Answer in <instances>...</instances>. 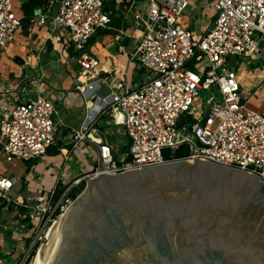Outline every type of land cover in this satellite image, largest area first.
Here are the masks:
<instances>
[{
    "label": "built area",
    "instance_id": "built-area-1",
    "mask_svg": "<svg viewBox=\"0 0 264 264\" xmlns=\"http://www.w3.org/2000/svg\"><path fill=\"white\" fill-rule=\"evenodd\" d=\"M43 1L31 25L46 27L79 53L73 92L85 116L71 130V148L63 156L65 164L74 161L77 168L66 182L58 181L40 200L24 206L37 222L27 248L10 264H25L36 235L65 214L87 180L98 176L99 163L113 175L202 160L256 175L264 185V112L246 107L252 94L237 80L239 66L264 57V0H194L206 1L216 13L199 37L180 24L190 0H142L137 5L126 0L128 13L143 23L129 53L142 72L132 89L85 53L96 31L111 27L114 13L105 9L106 0ZM14 9L13 0H0V55L22 28ZM203 59L202 75L189 68ZM23 84L25 80L0 83V150L7 164L40 159L56 145L63 126L54 96L39 89L27 96ZM212 89L219 99L209 98L195 116L198 91ZM103 126L114 130L108 133ZM18 180L0 173V206L11 203L9 193Z\"/></svg>",
    "mask_w": 264,
    "mask_h": 264
},
{
    "label": "water",
    "instance_id": "water-1",
    "mask_svg": "<svg viewBox=\"0 0 264 264\" xmlns=\"http://www.w3.org/2000/svg\"><path fill=\"white\" fill-rule=\"evenodd\" d=\"M97 177L34 264H264V185L208 161Z\"/></svg>",
    "mask_w": 264,
    "mask_h": 264
},
{
    "label": "crops",
    "instance_id": "crops-1",
    "mask_svg": "<svg viewBox=\"0 0 264 264\" xmlns=\"http://www.w3.org/2000/svg\"><path fill=\"white\" fill-rule=\"evenodd\" d=\"M19 1L21 3L18 16L23 18L21 6L27 0ZM141 1L134 0L135 5ZM189 2L190 10L180 18V24L199 37L205 33L215 16L208 17L206 11L212 7L206 1ZM128 8L129 3L126 0H106L105 9L114 13L111 27L97 30L89 40L86 48L88 51L85 50V53L97 59L102 68L110 70L119 81L132 89L139 85L141 74L137 75L138 79L133 73L128 75V66L131 63L129 53L142 35L143 23L133 19L130 12L128 13ZM134 11L135 9H132L131 13ZM198 20L209 24L200 26ZM131 27L134 30H130ZM101 30L104 34L99 35ZM119 32L123 33L122 39L115 41L114 36ZM92 43H96L98 47L96 52L88 48ZM63 44V41L51 34L46 27L30 24L26 29L21 28L14 41L0 55V83L25 80L26 84L23 85L27 96L32 95L36 89L42 90L41 94L46 97L53 95L63 124L57 130L56 145L49 148L37 161H15L7 164L5 160H0V173L15 175L19 179L9 193L11 203H2L0 206V264H10L20 258L22 254L18 257L17 252L21 244L24 250L32 237L37 221L30 217L28 209L24 206H29L34 200H40L41 195L53 188L58 181L62 184L73 175V169L64 163L63 156L65 151L71 148V130L78 128L85 114L73 92V85L79 74L76 63L79 53ZM74 63L76 65H72ZM241 66L258 72L252 76L255 89L250 90L252 95L249 101L259 96L264 109V74L261 71L264 69V57L258 62ZM138 72L142 73L139 69ZM96 80L103 84L101 78ZM102 93L104 87L99 91V94ZM1 153L0 150V156L3 155Z\"/></svg>",
    "mask_w": 264,
    "mask_h": 264
},
{
    "label": "rangeland",
    "instance_id": "rangeland-1",
    "mask_svg": "<svg viewBox=\"0 0 264 264\" xmlns=\"http://www.w3.org/2000/svg\"><path fill=\"white\" fill-rule=\"evenodd\" d=\"M20 1L19 0H13V5H14V12L17 13V15L19 14L20 12ZM209 10V9H208ZM205 12V11H204ZM206 13L208 14V17L210 16H215V11L213 8H211L208 12L206 11ZM198 24L200 26H207L209 24L206 25L205 21H201V20H198L197 21ZM130 30H134V28H129ZM96 43H92L90 46H88V48L90 49V51L92 50V52H96L98 50V47L97 45H95ZM87 48V47H86ZM88 50H86L87 52ZM206 60H202L201 62L198 61L196 63H192L191 65V70L193 71H196L197 73H199L200 75L203 74V71L206 69ZM72 65H76V63L72 64ZM137 64L134 63V62H131L129 63V66H128V75L131 76V74L133 73L136 77V79H138L137 75H140L141 73L138 72V69H137ZM262 71V74H264V69L261 70ZM139 73V74H138ZM258 74V72H253V71H250V70H247L246 68L240 66L237 70V80L238 82L241 84V87L244 88V90L246 92H250V90H254V79L252 78L253 75H256ZM212 96H215L217 99H219V96L216 92L215 89H212V90H199L198 93H197V100L194 102V106H193V113L195 116H197L198 114L196 113L197 111H200L201 108L204 107V105L206 104V102L209 100V98H211ZM263 101L260 100L259 96H256L254 99H252L251 101H249L247 104H246V107L251 110V111H254V112H257V113H261L264 109H263V105H262ZM102 129L104 131H107L108 133L112 132L114 129L111 128V127H106V126H103ZM108 139L110 142L113 141L114 139V134H110L108 136ZM2 154V153H1ZM0 160L1 161H4V156H0ZM77 163L72 161L70 162V167L71 168H77ZM6 169H7V166H6ZM51 225H48L46 227H44L43 229H41V231H39V233L36 235L35 237V240H34V244L32 245L31 249H30V252H29V258L27 259V261L25 262V264H31L34 257L36 256L37 254V251L39 250L40 247H42L46 240H45V236H46V233L48 231V228H50ZM23 248L24 246L21 244L18 252H17V256L19 257L22 252H23ZM5 264H8L5 262Z\"/></svg>",
    "mask_w": 264,
    "mask_h": 264
},
{
    "label": "trees",
    "instance_id": "trees-1",
    "mask_svg": "<svg viewBox=\"0 0 264 264\" xmlns=\"http://www.w3.org/2000/svg\"><path fill=\"white\" fill-rule=\"evenodd\" d=\"M44 1L43 0H27L25 3L21 6V12L23 15L22 18V28H27L30 26L31 21L35 17V11L37 8L43 6ZM99 35L104 34V31L101 30L98 32ZM189 68H191V64L189 65ZM28 244L26 245L25 249L27 248Z\"/></svg>",
    "mask_w": 264,
    "mask_h": 264
},
{
    "label": "bare ground",
    "instance_id": "bare-ground-1",
    "mask_svg": "<svg viewBox=\"0 0 264 264\" xmlns=\"http://www.w3.org/2000/svg\"><path fill=\"white\" fill-rule=\"evenodd\" d=\"M104 67V66H103ZM104 69H105V67H104ZM108 71V70H107ZM81 80H83V79H81ZM84 81V80H83ZM64 217V215H62L57 221H55L51 226H50V228H48V231H47V233H46V236H45V240H46V242H47V239H48V235H49V232L51 231V229L53 228V227H56V225L58 224V222L62 219ZM46 242H45V244H46ZM45 244L43 245V246H45ZM42 246V247H43ZM38 252H39V250L37 251V254H36V256L34 257V259H33V261H32V263L31 264H34V262H35V260H36V257H37V255H38Z\"/></svg>",
    "mask_w": 264,
    "mask_h": 264
}]
</instances>
